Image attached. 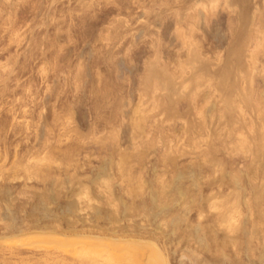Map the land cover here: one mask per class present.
Wrapping results in <instances>:
<instances>
[{
    "label": "rangeland",
    "instance_id": "obj_1",
    "mask_svg": "<svg viewBox=\"0 0 264 264\" xmlns=\"http://www.w3.org/2000/svg\"><path fill=\"white\" fill-rule=\"evenodd\" d=\"M199 1L0 0V264H95L80 234L264 264V0H248L252 102L232 112L218 82L237 11ZM190 49L210 75L163 94L157 71L179 84Z\"/></svg>",
    "mask_w": 264,
    "mask_h": 264
},
{
    "label": "bare ground",
    "instance_id": "obj_2",
    "mask_svg": "<svg viewBox=\"0 0 264 264\" xmlns=\"http://www.w3.org/2000/svg\"><path fill=\"white\" fill-rule=\"evenodd\" d=\"M200 1H199V4L201 5V3L204 0H202L201 3H200ZM211 1H213V0H211ZM214 1H213V3H214ZM218 1L219 0H216L215 2L218 3ZM223 1H224V3L222 1H221V3H223L225 5V7L230 11V14L233 15V13L235 11H237V18H238L237 20H238V24H239L237 33L233 39L234 42L232 43V46L229 49V51H230L229 55L235 59L234 65H233V67L230 68V70H225V71L223 70V72L219 75L220 77H219V82H218V85L227 91V95L224 99V107L227 111L232 112L234 109V107H233V102H234L233 96L240 97V103L244 104L245 106L251 105V102H252L251 97L248 93L245 94L244 92H241L239 90V85H240L239 83L242 81H246V79L243 80V78H244L243 76H246L248 78L250 77L249 70L244 69L245 64L243 63V59L245 58L246 53H248V51H249L248 41L250 38L251 27H252V16L251 17L248 16L250 1L238 0V3H236V0H223ZM196 2H198V1H196ZM205 2H210V1H205ZM210 3H211V5H213L212 2H210ZM206 4L207 3L203 4V6H200V7H203V9H204L207 7ZM195 52L196 51H192V53L190 52L191 53L189 56L190 61H189V63H188L189 59L186 61L187 67H188V64H190V67H189L190 70L189 71H191V74L188 76V75H185L183 73L188 78H186L184 76L185 78L183 77L182 81L179 80V81H181L179 84H177L178 82L177 83L175 82V81H177V79H175V76L174 77L171 76L172 79H170V77L168 76L169 74L166 75L168 72H166V74L164 72L166 77L161 72L163 74L162 76H164V77H162L161 73L155 69L159 73V74H157L158 77L164 78V79H162L163 81L159 79L160 81L163 82V84H162L163 87L158 86L159 84L157 85L161 89L163 88V90H159V91H162L163 94H167V93H169L170 89L172 88L170 91V94L173 91V95H176L175 91L177 89L178 90L180 88L182 89L183 85L185 83H187L189 80L191 81L194 78L197 79L196 78L197 75L200 79H205L206 77H208L210 75L208 70L205 72L203 71V70L207 69L208 67L203 66L205 68V69H203V67H202L203 62L201 61L202 59H199L200 60L199 61L198 55L196 54L197 52L196 53ZM247 57H249V54H247ZM154 68H157V67H154ZM245 68H247V67H245ZM158 70H162V69L158 68ZM154 71H153V74H154ZM162 71H164V70H162ZM243 73H244V75H241ZM154 78H156V77H154ZM176 78H178V77L176 76ZM161 83H160V85H161ZM189 83H191V82H188V84ZM191 84H193V83H191ZM176 87H179V88L176 89ZM183 89L185 90V85H184ZM165 90L168 92L165 93L166 92ZM179 92H180V94H178V95H181L182 92H184V91L179 90ZM186 93H187V89H186ZM186 93H184V94H186ZM184 94H182V95H184ZM173 95H170V97H167L168 95L167 96L164 95V97L166 96L169 100V103H170L171 99H169V98H171V96L173 98L174 97ZM175 97H177V96H175ZM158 98H159V95H158ZM173 100H174V98H173ZM171 102H173V101L171 100ZM158 103H160V102H158ZM171 105H172V103H171ZM161 106L162 105L160 103V107ZM170 107L172 108V106H170ZM240 109L242 110V107H240ZM259 199H260V197H258V200ZM258 200H256V201L258 202ZM208 202H210V200H208ZM208 206H209V209H216V204L214 202L209 203ZM235 208L236 207H234V209ZM234 214H235V210H233V208H231V209H228L227 211H225L219 217V224L220 225L226 224L231 232L234 230V227H233L234 223H235V215ZM113 233L114 232H112V234ZM88 235H90V234H88ZM77 236H81V237L84 236V241L85 240H87V241L77 242L76 248H78V247L79 248L76 250V248L74 246H72L75 248V249L73 248L74 251L76 250L75 251L76 253L81 254L83 256H86L87 259L91 260L95 264H170L168 255L164 252L163 249L158 247V245L153 241V237L150 239H147V237L142 236V234L136 235V236L135 235L125 236L124 235V237H119L122 235H119L118 237L117 236L111 237L110 235H106V238L101 237L102 235L101 236H99V235L98 236H96V235L92 236V234H91V236H86L84 234H82V235L80 234ZM109 236H110V238H109ZM113 236H115V235H113ZM104 241H105V243H102ZM69 244H72V243H69ZM69 244H66V245L71 247V245H69ZM78 244H79V246H78ZM95 258H98V259H95ZM99 258L100 259L103 258L102 262H100L101 260H99ZM97 260H99V261H97Z\"/></svg>",
    "mask_w": 264,
    "mask_h": 264
}]
</instances>
